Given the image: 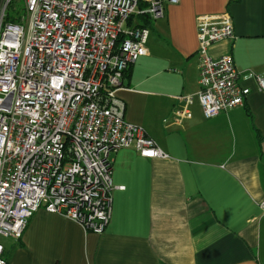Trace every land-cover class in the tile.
<instances>
[{
	"label": "crops",
	"instance_id": "1",
	"mask_svg": "<svg viewBox=\"0 0 264 264\" xmlns=\"http://www.w3.org/2000/svg\"><path fill=\"white\" fill-rule=\"evenodd\" d=\"M227 15L234 38L212 44L229 54L250 89L243 106L205 118L196 98L187 115L177 97L199 84L198 17ZM148 28L145 54L124 73L116 95L126 121L165 153H109L112 209L101 234L39 208L19 239L4 243L7 264H264V0H179Z\"/></svg>",
	"mask_w": 264,
	"mask_h": 264
},
{
	"label": "built area",
	"instance_id": "2",
	"mask_svg": "<svg viewBox=\"0 0 264 264\" xmlns=\"http://www.w3.org/2000/svg\"><path fill=\"white\" fill-rule=\"evenodd\" d=\"M179 0H0V237L19 239L39 209L103 233L112 209L109 153H165L124 118V73L145 54L149 30L134 15L163 17ZM229 16L198 17L199 88L177 97L176 122L194 98L205 118L243 106L229 54L209 47L234 38ZM259 90L264 78L248 71ZM264 212V199L259 203ZM0 264H7L0 242Z\"/></svg>",
	"mask_w": 264,
	"mask_h": 264
},
{
	"label": "rangeland",
	"instance_id": "3",
	"mask_svg": "<svg viewBox=\"0 0 264 264\" xmlns=\"http://www.w3.org/2000/svg\"><path fill=\"white\" fill-rule=\"evenodd\" d=\"M12 239H10V238H4V237H0V242H4V243H8V242H10Z\"/></svg>",
	"mask_w": 264,
	"mask_h": 264
},
{
	"label": "trees",
	"instance_id": "4",
	"mask_svg": "<svg viewBox=\"0 0 264 264\" xmlns=\"http://www.w3.org/2000/svg\"><path fill=\"white\" fill-rule=\"evenodd\" d=\"M147 16H148V15H141V17H144V18H146ZM130 19H131V18H130ZM130 19H129V20H130Z\"/></svg>",
	"mask_w": 264,
	"mask_h": 264
}]
</instances>
